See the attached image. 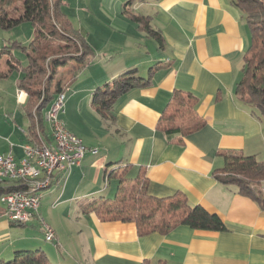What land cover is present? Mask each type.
Segmentation results:
<instances>
[{
	"label": "crops",
	"instance_id": "obj_1",
	"mask_svg": "<svg viewBox=\"0 0 264 264\" xmlns=\"http://www.w3.org/2000/svg\"><path fill=\"white\" fill-rule=\"evenodd\" d=\"M62 13L93 55L69 84L60 119L98 153H87L67 179L58 173L60 184L47 189L48 199L58 200L53 211L40 203L39 217L53 229V242L45 241L37 220L25 226L9 223L0 204V262L11 261L17 252L37 250L49 264H264V209L213 176L224 163L219 153L264 159V126L234 93L250 37L232 0H63ZM135 17L143 20L137 23ZM144 23L154 35L143 30ZM10 31L0 30V49L10 44ZM149 38L157 45L156 50L152 46L153 55L143 51ZM124 49L135 56L122 67L108 69ZM8 57L0 59V72ZM137 65L147 73L138 75ZM131 69L134 77L147 82L118 96L112 119L102 120L92 106L94 91ZM17 73L15 101L21 112L11 122L0 119V155L19 160L23 145L50 143L43 116L51 102L31 142L26 96L17 98L22 76ZM174 92L197 99L196 113L205 121L202 129L185 137L164 136L156 129ZM113 163L123 169L106 177ZM102 172L108 181L124 175L126 184L142 174L148 195L183 194L190 206L218 215L226 232L181 226L166 236L140 237L133 223L102 221L93 212L98 203L94 198L105 191L100 189Z\"/></svg>",
	"mask_w": 264,
	"mask_h": 264
},
{
	"label": "trees",
	"instance_id": "obj_2",
	"mask_svg": "<svg viewBox=\"0 0 264 264\" xmlns=\"http://www.w3.org/2000/svg\"><path fill=\"white\" fill-rule=\"evenodd\" d=\"M232 4L243 15L250 37L249 47L243 55L242 75L234 93L238 102L256 115L264 126V0H232ZM62 6L63 0H0V30L9 31L25 23L33 28V37L27 45L15 41L0 49V59L9 56L5 60V70L0 72V79L7 78L12 72L22 75L17 87L26 96L24 107L31 140L37 123L41 124L44 108L57 93L68 89L93 55L84 37L62 13ZM135 20L140 23L143 18L135 17ZM143 27L154 35L147 23ZM14 50L25 53V65L12 56ZM135 72L128 70L94 91L92 106L102 120L112 119L118 96L145 85L147 81L134 77ZM110 85L113 87L111 90ZM197 103L190 94L174 92L156 129L164 136L180 137L199 131L205 126V121L196 113ZM218 155L224 163L222 168L213 172L214 179L223 186L236 188L241 195L264 209V159L246 157L235 151ZM119 176L115 196L93 207V212L102 221L133 223L140 237L153 233L166 236L181 226L199 231L226 232L218 215L201 206H190L183 194L154 198L147 193L144 175L140 174L130 184H126L124 175ZM128 186L130 191L126 193ZM19 187L18 182L0 179V197ZM0 264H49V261L36 250L17 252L11 261Z\"/></svg>",
	"mask_w": 264,
	"mask_h": 264
},
{
	"label": "built area",
	"instance_id": "obj_3",
	"mask_svg": "<svg viewBox=\"0 0 264 264\" xmlns=\"http://www.w3.org/2000/svg\"><path fill=\"white\" fill-rule=\"evenodd\" d=\"M66 89L57 93L46 109L44 121L50 132L49 144L27 143L22 146L23 156L16 160L11 154L0 155V175L10 176L11 182L20 183L17 190L3 194L0 204L2 217L9 223L25 226L37 220L46 242H53V229L39 217L43 192L53 184H60L58 173L67 179L73 167L78 166L87 153L96 155L98 149L89 148L70 133L59 115L64 112ZM24 92L18 90L17 98Z\"/></svg>",
	"mask_w": 264,
	"mask_h": 264
},
{
	"label": "rangeland",
	"instance_id": "obj_4",
	"mask_svg": "<svg viewBox=\"0 0 264 264\" xmlns=\"http://www.w3.org/2000/svg\"><path fill=\"white\" fill-rule=\"evenodd\" d=\"M142 28L145 32H147V30L144 27H142ZM5 33H7V32H5ZM5 33L3 32V35H6ZM8 35H9V38L11 39L10 43L16 41V42L22 43L23 45L24 44L26 45V43L30 42L32 37H33V28L30 24L25 23V24H22L21 26H19L17 28L12 29ZM8 45H10V44L5 43L3 46H8ZM152 46L155 47L154 49L156 50V47H157L156 42H153L152 38H149V41L146 44V47H143V51L149 52L150 55H153L154 52L152 50ZM12 56L19 58L22 61V64H25V61H26L25 53L21 52L20 50H14ZM132 56H135V54H128V51L126 49H124L121 57L120 58L119 57L114 58L110 62V64L107 65L108 66L107 68L110 69L112 67L113 68H118L120 66L122 67L125 65L126 60L128 58H131ZM134 59L138 60L139 58L137 57ZM1 61H3V59H1ZM136 67L139 68L138 75L144 74L143 72L147 73V70L143 71L140 65H137ZM18 77H19V74L17 72H15V73H12L6 80H4V78H3V80H0V119L5 121V122H7V121L11 122L13 119L18 118V116L20 115V112H21V110H19L20 109L19 105L16 104V101H15V93H16L15 82H16ZM77 80H79V78ZM67 95H68V93H67ZM64 104H65V102H64ZM49 107H50V105H49ZM59 118H60V115H59ZM16 121H18V119ZM17 125L19 126L20 123L17 122ZM0 134H2L1 130H0ZM118 164H120V163H116V164L113 163L111 166H109L107 173H106V177L113 170H117V169L122 170L123 169ZM118 182H119V179H115V178H111L109 181L107 179H104L103 178V172H102L101 179H100V189L102 191L104 189L105 191L103 193H101L100 195H97L94 198V200H96L98 202L97 205H100V202H102L103 199L111 198L115 194V192L117 191V187L119 185ZM76 184H77V182L73 184V186H72L73 189L76 186ZM62 186L64 187V183L61 184V187ZM52 187L54 188L55 186H52ZM82 187H85V186H82ZM129 188H130V186H128L126 188L127 189L126 193H129V191H130ZM48 190L43 192L41 204L43 205V207L47 208L49 211H53L52 204L54 202L56 203L58 199L56 200L54 197V199L49 200L48 199L49 192L47 193ZM101 197L103 199H101ZM0 208H1V206H0ZM62 226L63 227L65 226L64 223ZM48 256H50L49 253H48ZM50 258H51V256H50Z\"/></svg>",
	"mask_w": 264,
	"mask_h": 264
},
{
	"label": "bare ground",
	"instance_id": "obj_5",
	"mask_svg": "<svg viewBox=\"0 0 264 264\" xmlns=\"http://www.w3.org/2000/svg\"><path fill=\"white\" fill-rule=\"evenodd\" d=\"M48 109H51V105H50V107ZM0 179L10 181V176H8V175H0Z\"/></svg>",
	"mask_w": 264,
	"mask_h": 264
}]
</instances>
